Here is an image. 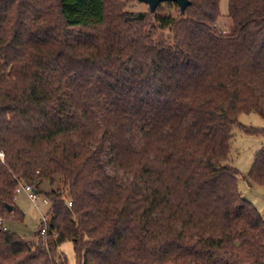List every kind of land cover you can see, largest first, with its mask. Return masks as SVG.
<instances>
[{"label": "trees", "instance_id": "16d2710c", "mask_svg": "<svg viewBox=\"0 0 264 264\" xmlns=\"http://www.w3.org/2000/svg\"><path fill=\"white\" fill-rule=\"evenodd\" d=\"M219 2L0 0V264H68L66 241L77 264H264L229 161L240 115L264 117V0H229L225 32ZM18 182L49 200L36 241L4 226Z\"/></svg>", "mask_w": 264, "mask_h": 264}, {"label": "rangeland", "instance_id": "374dc122", "mask_svg": "<svg viewBox=\"0 0 264 264\" xmlns=\"http://www.w3.org/2000/svg\"><path fill=\"white\" fill-rule=\"evenodd\" d=\"M125 10L132 11H149V6L146 3H141L138 0H118ZM229 0H220V16L217 23L214 25L220 31H228L231 25V20L228 18ZM162 12L175 11L170 10L168 6L162 5ZM161 33L160 35H165ZM240 125L234 126L233 136L231 139V151L229 161L236 167L240 173L238 181L239 191L242 196L251 201L257 207L264 217V186L256 184L251 181L248 173L254 163V157L258 151L264 147V117L260 113H245L243 112L239 117ZM244 127L258 129L257 133H248ZM122 180V179H121ZM57 187V184L51 186L48 180H43L38 185L41 191H50ZM16 204L18 209L24 214L23 220L15 218H8L4 221V226L19 234L21 237L31 241L38 239L40 227L43 225L44 218L47 216L50 219L51 214L49 211V204L44 203V195L39 192V205L40 210H37L28 197L25 191L16 195ZM68 264H77L75 246L72 241H66L61 246Z\"/></svg>", "mask_w": 264, "mask_h": 264}, {"label": "built area", "instance_id": "2783aa9c", "mask_svg": "<svg viewBox=\"0 0 264 264\" xmlns=\"http://www.w3.org/2000/svg\"><path fill=\"white\" fill-rule=\"evenodd\" d=\"M4 160H5V153L0 150V161L4 162ZM18 183H19V185L16 188V192H15L16 195L21 193V192H23V191H25L27 193L28 197L33 202L35 208L37 210H40L39 198H38L39 197V193L35 192V188L32 185H30L28 183H25V182H18ZM44 203H46V204L49 203V200L47 198H45V197H44ZM68 205L69 206L72 205V201L71 200L68 202ZM43 218H44V222H43V225L40 227V229H41V233L44 236H46L48 231H49V229H48L49 219L45 215L43 216ZM54 235H57L56 231H55Z\"/></svg>", "mask_w": 264, "mask_h": 264}, {"label": "water", "instance_id": "95a60500", "mask_svg": "<svg viewBox=\"0 0 264 264\" xmlns=\"http://www.w3.org/2000/svg\"><path fill=\"white\" fill-rule=\"evenodd\" d=\"M141 3H146L150 10L152 12H155L157 10V8L159 7V4L162 2H175L177 5H179L180 10L182 13H184L187 8L190 6L191 0H138ZM36 193L39 192V190H35ZM8 210L11 211L12 210V206L9 205L8 206Z\"/></svg>", "mask_w": 264, "mask_h": 264}]
</instances>
